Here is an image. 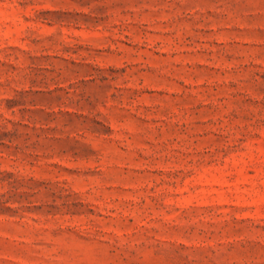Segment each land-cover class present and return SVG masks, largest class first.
Listing matches in <instances>:
<instances>
[{
  "label": "rangeland",
  "instance_id": "374dc122",
  "mask_svg": "<svg viewBox=\"0 0 264 264\" xmlns=\"http://www.w3.org/2000/svg\"><path fill=\"white\" fill-rule=\"evenodd\" d=\"M0 264H264V0H0Z\"/></svg>",
  "mask_w": 264,
  "mask_h": 264
}]
</instances>
